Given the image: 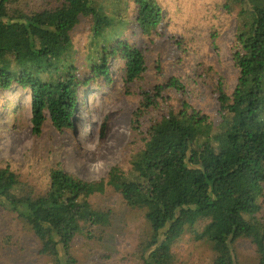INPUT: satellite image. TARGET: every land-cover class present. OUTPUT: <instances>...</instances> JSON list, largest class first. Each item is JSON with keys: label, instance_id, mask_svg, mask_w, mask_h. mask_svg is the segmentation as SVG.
Masks as SVG:
<instances>
[{"label": "trees", "instance_id": "trees-1", "mask_svg": "<svg viewBox=\"0 0 264 264\" xmlns=\"http://www.w3.org/2000/svg\"><path fill=\"white\" fill-rule=\"evenodd\" d=\"M31 1L0 0V91H29L34 137L48 120L59 134L71 130L80 91L108 79L112 59L123 64L125 93L145 82L149 50L120 31L133 14L142 34L153 37L165 21L162 0H38L45 3L38 8ZM221 7L238 9L230 52L239 78L232 94L221 77L216 85L218 124L176 99L171 93L185 95L186 88L171 78L139 89L127 156L103 180L85 181L58 164L40 173L0 160V254L12 245L23 256L32 238L36 255L51 264H78L75 240L102 241L115 226L112 213L90 201L112 189L143 214L149 231L129 257L106 264H176L173 249L186 236L210 251L211 264H246L239 243L254 249V264H264V0H227ZM81 29L85 47L76 39ZM210 35L214 40L217 31ZM174 38L185 62L193 49Z\"/></svg>", "mask_w": 264, "mask_h": 264}, {"label": "rangeland", "instance_id": "rangeland-1", "mask_svg": "<svg viewBox=\"0 0 264 264\" xmlns=\"http://www.w3.org/2000/svg\"><path fill=\"white\" fill-rule=\"evenodd\" d=\"M162 1L165 21L153 37L142 34L139 26L130 19L133 14L127 16L128 22L120 31V38L149 50L145 82L138 83L130 94L125 93L123 64L118 59L110 60L108 79L101 77L80 91L79 109L71 130L59 134L48 120L41 137H34L29 91L18 86L0 91V160H13L23 171L32 169L40 173H46L58 164L85 181L103 180L111 168L121 165L127 156L131 121L140 101L139 89L171 78L180 79L186 88L185 95L171 93L176 99L185 100L218 124L216 85L221 77L227 92L232 94L239 78L230 52L237 34L238 9L228 12L222 8L227 0ZM30 4L32 8L45 6L38 0ZM213 29L217 31L214 40L210 35ZM84 30L75 33L82 47L87 44ZM174 37L184 39L193 49L185 62ZM199 63L210 67H198ZM80 72L83 75L87 70L80 68ZM103 123L107 125L105 134L101 130ZM150 123L151 119L145 118L144 124ZM90 201L96 209L111 212L115 226L102 241L85 236L75 240L76 250L82 254L78 264L87 261V264H106L115 258L119 261L120 257H129V251L149 231L143 214L130 210L112 189L92 195ZM262 212L264 215V209ZM23 246L26 248L23 256L19 255L18 248L9 246L7 250L16 255L10 257L8 251L0 254V264H51L49 258L36 255L37 243L32 238ZM173 250L177 255L176 264H211L213 259L207 248L188 236ZM237 250L244 263H255L254 249L250 245L239 243ZM108 255L112 257L107 261L104 257Z\"/></svg>", "mask_w": 264, "mask_h": 264}]
</instances>
